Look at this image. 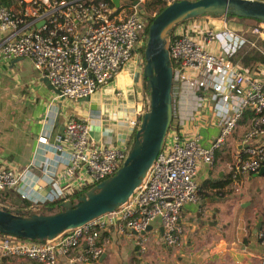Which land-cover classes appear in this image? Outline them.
<instances>
[{
	"label": "built area",
	"instance_id": "obj_1",
	"mask_svg": "<svg viewBox=\"0 0 264 264\" xmlns=\"http://www.w3.org/2000/svg\"><path fill=\"white\" fill-rule=\"evenodd\" d=\"M9 1L0 0V62L29 58L60 96L72 100L89 96L136 57L143 67L140 47L145 43L146 18L138 5L146 0H119L116 5L112 0H18V8ZM250 31L264 39V22ZM246 41L255 45L232 27L226 14L205 12L174 24L167 42L172 100L175 96L179 106L185 98L192 103L180 112L173 102L164 142L141 182L115 209L53 237L0 232V264L11 257L27 264H59L61 259L63 264H91L102 255L100 238L111 227L133 236L143 253L147 226L154 219L162 226L165 245L178 246L182 206L198 199L194 178L198 163L211 165L216 151L244 118L247 128L232 164L233 174L264 166V76L260 75L264 71L233 60ZM128 123L133 132L137 119ZM211 126L217 127V133L203 142L199 129ZM45 131L37 141L60 151L43 168L46 192L35 190L34 182L22 181L31 172L30 165L18 169L0 157V190L17 191L32 206L68 200L69 194L96 186L115 173L131 143V139L120 143L90 139L86 120L75 115L65 118L63 131L56 136L59 144L50 143ZM257 235L264 245V231Z\"/></svg>",
	"mask_w": 264,
	"mask_h": 264
},
{
	"label": "crops",
	"instance_id": "obj_2",
	"mask_svg": "<svg viewBox=\"0 0 264 264\" xmlns=\"http://www.w3.org/2000/svg\"><path fill=\"white\" fill-rule=\"evenodd\" d=\"M9 2L14 8L20 6L18 0ZM2 33L0 30V36ZM6 62L9 66L20 64L22 75L30 80L29 84L20 83L13 87V96H9L15 101H9L8 105L12 107L18 108L17 101H21L19 109H22L23 118L19 122H10L4 120V113L0 111V157L18 169L30 165L31 172L22 181L34 182L33 187L38 192L47 190L42 177L44 166L60 153L37 141L40 132L46 130L49 142L59 144L56 136L62 133L65 118L75 115L86 120L90 139L120 143L131 138L128 121L137 119L146 109L148 97L144 89L143 68L135 58L108 84L77 100L58 95L29 58L16 57L3 63ZM26 63L29 70L24 68ZM255 67L264 71V63L258 62ZM260 75L264 76L263 73ZM9 90L8 87L0 88V95ZM16 96H19L18 100ZM55 101L60 107L54 105ZM191 103L189 98H185L180 106L176 101L175 110L178 106L180 112H185ZM3 108H7V104L1 103L0 109ZM246 128L244 118L224 146L216 151L211 165L198 163L194 177L199 185L198 199L182 206L179 220L182 235L178 246L165 245L159 219H154L146 231L147 247L143 253L139 252L133 236L111 227L100 238L102 255L91 264H259L264 261V245L257 235L258 231L264 230V170L234 175L232 169L235 155L242 148L241 136ZM199 130L203 142L213 139L217 133V127ZM227 178L230 181L220 188L205 182L206 179L220 181ZM3 264H27V261L11 257ZM59 264H63L62 259Z\"/></svg>",
	"mask_w": 264,
	"mask_h": 264
},
{
	"label": "water",
	"instance_id": "obj_3",
	"mask_svg": "<svg viewBox=\"0 0 264 264\" xmlns=\"http://www.w3.org/2000/svg\"><path fill=\"white\" fill-rule=\"evenodd\" d=\"M112 1L116 5L119 0ZM138 6L144 12L142 4ZM205 12L233 13L264 22V0H174L154 14L148 26L142 69L149 93L148 108L142 114L123 163L114 174L79 194L75 202L64 200L62 208L57 211L23 213L0 206V232L38 239L53 237L64 229L115 209L130 195L162 147L172 120L173 67L168 51V33L177 22ZM45 80L56 90L47 78ZM262 170L264 166L257 171ZM150 227L151 224L147 229Z\"/></svg>",
	"mask_w": 264,
	"mask_h": 264
},
{
	"label": "trees",
	"instance_id": "obj_4",
	"mask_svg": "<svg viewBox=\"0 0 264 264\" xmlns=\"http://www.w3.org/2000/svg\"><path fill=\"white\" fill-rule=\"evenodd\" d=\"M4 1H7V0H4ZM167 4L168 3L166 0H146L145 2L142 3V8H143L144 12H145V10L147 11L150 9H155L154 14H156L160 10H162L165 7V5H167ZM144 12H142V14L145 16ZM154 14L150 15V16L148 15L147 18L145 16V18H146L145 26H144L145 27L144 28L145 41L148 38V26H149V23L151 22V20L154 16ZM226 17L229 21L234 19V20L240 21L242 23H244L246 19H252V22H250L248 24V28L253 26V25H258L259 22L261 21V20L255 19V18L237 16L233 13L226 14ZM248 31L250 32V28L248 29ZM247 37L251 40L254 39L255 45L250 44V42H248V41L244 42V44H242L238 48V50L235 52V54L233 55V60L240 61L246 67H252L251 66L252 63H258V62L264 63V39L260 38L258 34L254 35V36L250 34V35H247ZM145 45H146V43H144L140 47L141 55H142L144 62H145V58H144ZM144 89H145V94L147 95V97H149V93H148V90L146 89L145 85H144ZM173 102H174V105H176V97L175 96L173 98ZM142 114H140L139 117L137 118V126L135 127V130L131 134V138H130L131 141L133 140L134 135H135V131H136L137 127L139 126ZM229 181L230 180L228 178L225 180H220V181H211L210 179L205 180V182H210L212 186L219 187V188L223 187ZM0 192H4L3 196H5V197H3V196L2 197L7 198V200H9V204H10L9 205L10 207L0 204L1 207H6L10 210L19 211V212H23V213L57 211V210L62 208V203L64 201V198H59L57 200L44 202V203L38 205L39 207H37V206H32L31 202L29 200L21 197L14 190H11V189H4L3 190L2 189V190H0ZM85 192H86V190L75 191V192L69 194L67 199L71 200L72 202H75L77 200L78 195L83 194ZM14 195L17 197V199H15L14 201H11V200H13Z\"/></svg>",
	"mask_w": 264,
	"mask_h": 264
},
{
	"label": "rangeland",
	"instance_id": "obj_5",
	"mask_svg": "<svg viewBox=\"0 0 264 264\" xmlns=\"http://www.w3.org/2000/svg\"><path fill=\"white\" fill-rule=\"evenodd\" d=\"M144 13H145V16L147 18L148 15L150 16V15H153L155 13V9H150V10H147V11L145 10ZM230 22H231L232 27L235 30L241 32L246 37H247V35H250L251 32L248 31V29H249L248 28V24L250 22H252V19H246L244 23H242L240 21H237V20H234V19L230 20ZM146 41H145V43H146ZM140 58H141V56H140ZM135 60H136V62L139 63V57L138 58L136 57ZM19 65L20 64L16 63V64H14L12 66H9V63H7V62L6 63L2 62L1 65H0V88L8 87L10 89L9 90L10 92L8 91L7 93H4V94L0 95V104L1 103L7 104V108H3V110L0 109V111L2 113H4V115H3L4 120H8L9 119L10 122H13L14 120L19 122V119L23 118L22 109H19V107H20L19 104L21 103V101H17V102H19L18 103V108L12 107V105H8L9 101H11L10 103L15 102V101H13V100H11L9 98V96H11V95L13 96V93H14L13 92V87L18 86L20 83L29 84V80H30L29 77H24L22 75V73H24V72L20 69ZM23 65H24L25 69L29 70V65L27 63L23 64ZM139 65L142 66L141 63ZM251 66L255 67L256 63H252ZM24 87H26V86L24 85ZM18 92H20V91H18ZM15 98H16V100H18L19 96H16ZM148 103H149V97H148L146 109L148 108ZM54 105L56 107H60L58 105L57 101H55ZM55 106H53V107H55ZM61 107H62V109H64L63 106H61ZM214 127L215 126H211V128H214ZM12 128H14V127H12ZM222 153H221V155H222ZM222 156L225 157L226 155L223 154ZM3 195H4V192H0V204L1 205H5V206H9L10 205L9 204V200H7V198H3V197H5ZM15 199H17V197L14 195L13 196V200H11V201H14ZM37 207H39V206H37Z\"/></svg>",
	"mask_w": 264,
	"mask_h": 264
}]
</instances>
